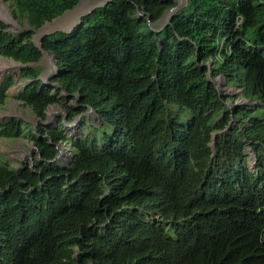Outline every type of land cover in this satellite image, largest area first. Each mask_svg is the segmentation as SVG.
<instances>
[{
    "label": "trees",
    "instance_id": "obj_1",
    "mask_svg": "<svg viewBox=\"0 0 264 264\" xmlns=\"http://www.w3.org/2000/svg\"><path fill=\"white\" fill-rule=\"evenodd\" d=\"M5 1L25 26L0 22V56L29 80L16 97L42 121L53 104L95 121L79 137L64 116L0 125L39 153L0 156V264H264V0H187L159 26L175 0H110L43 37L48 81L33 37L80 0Z\"/></svg>",
    "mask_w": 264,
    "mask_h": 264
},
{
    "label": "rangeland",
    "instance_id": "obj_2",
    "mask_svg": "<svg viewBox=\"0 0 264 264\" xmlns=\"http://www.w3.org/2000/svg\"><path fill=\"white\" fill-rule=\"evenodd\" d=\"M84 1V0H83ZM106 0H89V9L93 6H97L103 3ZM176 4L185 5L186 0H175ZM96 2V3H95ZM175 4V5H176ZM1 6L5 8V10H1ZM7 9V11H6ZM87 9L86 11H88ZM12 3L6 2L5 0H0V22L6 24V30L14 33H18L25 29L17 19L14 18L12 14ZM168 13L166 16L158 23L162 25L165 23L167 19ZM57 19V18H56ZM55 20V19H54ZM53 20V21H54ZM77 24V23H76ZM79 24V22H78ZM45 25V24H44ZM69 30V29H68ZM41 33H39L40 35ZM37 33L33 37L34 42H38ZM46 51L43 52L41 59L39 62L32 64L34 66L41 67V75L40 78L44 81H48L55 73V59L54 57ZM13 65L11 68L5 71L4 75L2 76L0 83H2L8 75L13 76L15 78L14 85L8 90L7 94L8 97L4 104H0V125L3 124L5 121L10 120L11 118H18L22 122H24V126L34 125L35 127L42 121L39 117H37L31 107L26 106L22 100L16 97L17 93L20 89L27 83L29 80L25 79L21 76V70L24 65L20 62H16L11 58L2 57L0 56V73L3 69L7 66ZM51 70V71H50ZM216 83L218 88L221 92L236 98L235 103L244 102L245 99L243 97H238L239 95V88L236 86H227L225 80L221 76H212L211 77ZM63 94V93H62ZM66 97V95H64ZM71 104H77L75 100L70 101ZM230 107H232V103L228 102ZM83 115H88V120L91 122L95 121L94 113L91 110H88L86 113L78 114L73 121L68 122L69 117V110L66 109L62 104H53L48 107L47 109V118L42 122L48 128L56 127L61 116L65 117V124H66V132L72 136H80L82 135L81 129V119ZM94 119V120H93ZM60 152L61 156L63 157L64 163H69L68 159L71 157V149L68 144H61ZM0 156L7 161L11 162L13 167H18L23 162H27L31 166H35V159L39 157L38 150L34 142L30 141L25 137L19 138H0ZM254 157V155L252 154ZM254 159V158H253ZM251 157L250 162L253 160Z\"/></svg>",
    "mask_w": 264,
    "mask_h": 264
},
{
    "label": "bare ground",
    "instance_id": "obj_3",
    "mask_svg": "<svg viewBox=\"0 0 264 264\" xmlns=\"http://www.w3.org/2000/svg\"><path fill=\"white\" fill-rule=\"evenodd\" d=\"M95 1H97V0H95ZM180 1L182 2V0H180ZM89 7H90L89 0H84L76 8H74L71 11H68L65 15H63L60 18H57V19L55 18V20L52 21V22L46 23L38 31V33H37V36H38L37 40H39L40 36L43 33H45V32L54 31V30H68V29H70L74 24H76V23L79 22L80 16L84 12H86V10L89 9ZM1 10H5V8L3 6H1ZM6 11H7V9H6ZM39 33H41V34L39 35ZM12 66L13 65H10V66H7V67H5L3 69V71L0 73V80H1L2 76L4 75L5 71L8 70L9 68H11Z\"/></svg>",
    "mask_w": 264,
    "mask_h": 264
},
{
    "label": "water",
    "instance_id": "obj_4",
    "mask_svg": "<svg viewBox=\"0 0 264 264\" xmlns=\"http://www.w3.org/2000/svg\"><path fill=\"white\" fill-rule=\"evenodd\" d=\"M82 1H83V0H80L79 3H78L74 8H76V7H77ZM108 1H110V0H106V1H104L102 4L97 5V6H94V7H92L91 9H89L88 11L84 12V13L80 16V18H79V23L82 22V19H83V17H84L85 15L91 13L95 8L105 5ZM186 1H187V0H186ZM181 7H182V5H180V4H176L174 7L170 8V9L167 11V13H169V14H168L167 19H166V21H165L164 24H167V23L169 22L171 16H172L177 10H179ZM74 8L69 9V10H66L62 15H60V16L57 17V18H60L61 16L65 15L68 11H71V10H73ZM167 13H166V14H167ZM139 14L141 15V14H143V13H141V12L139 11ZM165 16H166V15H165ZM78 25H79L78 23H77V24H74L69 30H61V31H64V32H70L74 27H76V26H78ZM43 26H44V25H43ZM43 26H42V27H43ZM42 27H41V28H42ZM41 28L37 29V30H36V33H38V31H39ZM56 31H60V30H54V31H49V32H45V33H43V34L40 36L39 41H38V42H35V44H36V45L42 50V52L46 51V52L50 53L53 57H54V54H53L51 51H48V50H45V49L42 48V40H43V37H44L46 34H51V33H54V32H56ZM36 33H35V34H36ZM40 59H41V58H40ZM38 62H39V61H38ZM33 64H35V63H33ZM56 69H57V67H56V64H55V71H56ZM58 157H62V156H61V152H60V154L58 155Z\"/></svg>",
    "mask_w": 264,
    "mask_h": 264
},
{
    "label": "built area",
    "instance_id": "obj_5",
    "mask_svg": "<svg viewBox=\"0 0 264 264\" xmlns=\"http://www.w3.org/2000/svg\"><path fill=\"white\" fill-rule=\"evenodd\" d=\"M70 160H71V157L68 159V161L70 162Z\"/></svg>",
    "mask_w": 264,
    "mask_h": 264
}]
</instances>
